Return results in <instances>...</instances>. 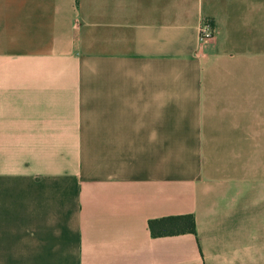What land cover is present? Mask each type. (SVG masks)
Here are the masks:
<instances>
[{
  "label": "crops",
  "instance_id": "0c3cea01",
  "mask_svg": "<svg viewBox=\"0 0 264 264\" xmlns=\"http://www.w3.org/2000/svg\"><path fill=\"white\" fill-rule=\"evenodd\" d=\"M0 264H264V0H0Z\"/></svg>",
  "mask_w": 264,
  "mask_h": 264
},
{
  "label": "trees",
  "instance_id": "16d2710c",
  "mask_svg": "<svg viewBox=\"0 0 264 264\" xmlns=\"http://www.w3.org/2000/svg\"><path fill=\"white\" fill-rule=\"evenodd\" d=\"M153 237H167L182 234H196V223L192 216L168 217L149 222Z\"/></svg>",
  "mask_w": 264,
  "mask_h": 264
},
{
  "label": "built area",
  "instance_id": "2783aa9c",
  "mask_svg": "<svg viewBox=\"0 0 264 264\" xmlns=\"http://www.w3.org/2000/svg\"><path fill=\"white\" fill-rule=\"evenodd\" d=\"M216 34V28L209 20H205L200 26L199 40L200 42L213 40L216 37Z\"/></svg>",
  "mask_w": 264,
  "mask_h": 264
}]
</instances>
